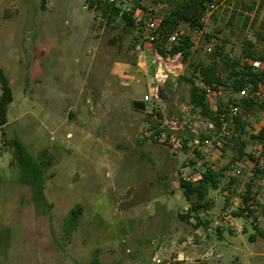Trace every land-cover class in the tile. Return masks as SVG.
<instances>
[{"label": "rangeland", "instance_id": "1", "mask_svg": "<svg viewBox=\"0 0 264 264\" xmlns=\"http://www.w3.org/2000/svg\"><path fill=\"white\" fill-rule=\"evenodd\" d=\"M241 1L251 14L240 9L229 23L235 2L225 0L207 24L214 47L220 39L232 56L248 39L264 51V0ZM132 35L81 0H0V69L13 92L0 127V264H203L188 249L181 263L168 252L195 225L211 227L208 250L223 253L220 264H264V219L219 238L214 215L227 206L216 191L211 212L199 209L201 225L195 213L182 220L193 202L178 175L193 151L175 154L150 133L206 116L189 104L186 84L154 107L144 102L154 71ZM207 44L205 36L194 43L197 61L209 60Z\"/></svg>", "mask_w": 264, "mask_h": 264}, {"label": "built area", "instance_id": "2", "mask_svg": "<svg viewBox=\"0 0 264 264\" xmlns=\"http://www.w3.org/2000/svg\"><path fill=\"white\" fill-rule=\"evenodd\" d=\"M81 1L85 10L100 15L106 23L107 19L103 17L102 9L107 14L113 9H119L121 16L124 14L133 16L135 29L132 39L140 52L139 60L146 61L149 58L154 71L151 92L144 95V102L154 107L166 97L171 98L175 93L174 84L184 73L182 72L184 68L177 64L175 58L170 56L163 58L158 55L153 46L154 41L160 37L166 4L156 0H149L141 5H136L134 0ZM222 1L210 2L202 18L203 26L189 30L188 34L195 45L207 34L206 20L218 9ZM187 32L182 25L178 26L163 38L161 48L170 52L174 45H179L185 40ZM213 49L214 44L208 43L207 52L211 53ZM250 64L258 71L264 69V61L252 60ZM197 84L206 91L214 118L198 117L192 125L175 120L166 121L160 129L150 133V137L175 154L184 153L187 147L193 151V158L178 175L180 184L181 182L197 184L208 173L220 176L222 193L229 201V206L220 210L215 216V226L222 230L228 227L232 232L240 233L244 225H238L235 219L239 218L245 222V225L252 226L260 225L264 219V83L255 87L248 82L237 94L230 96L225 94L222 85L217 86L215 90L200 78H197ZM242 101L251 102L252 106L245 105ZM183 112L187 114V108H184ZM238 122L247 124L258 138L250 151L235 157L229 150L223 149V142L238 135ZM186 131L191 132L190 137L185 136ZM208 203L214 206L215 201L211 200ZM188 211L184 212L188 213ZM168 261L171 263L169 259ZM168 261L160 257L153 259L154 264H170ZM172 261L186 262L187 256L181 252L173 257Z\"/></svg>", "mask_w": 264, "mask_h": 264}, {"label": "trees", "instance_id": "3", "mask_svg": "<svg viewBox=\"0 0 264 264\" xmlns=\"http://www.w3.org/2000/svg\"><path fill=\"white\" fill-rule=\"evenodd\" d=\"M149 0H134L136 5H141ZM166 4L163 21L160 27V37L154 41L155 52L163 58L168 56L175 58L177 64L185 67L186 73H183L177 78L175 84H186L189 87V104L193 110H200V113L210 119H213L212 112L209 107V100L206 91L199 88L197 78H200L206 84L211 85L215 90L217 86H224L226 95L237 94L246 83L251 82L255 87L260 83H264V69L256 70L251 64L252 60L264 61V51L259 52L256 49V44L252 39H248L242 46L241 54L232 56L230 52L226 51V45L223 41L216 42V46L210 54L209 60L197 61L194 57V41L191 37H186L179 45H174L170 52L161 48L162 40L165 36L172 32L180 25H185L186 30L194 27L203 26L202 18L205 14L207 6L213 0H156ZM218 1V0H217ZM234 1V8L232 10L229 23H234L238 16H244L240 9L246 10L251 14L253 7H248L241 0ZM102 15L107 19L109 25L113 27H121L126 33H132L135 29V20L131 14H119V9H113L110 14L102 9ZM214 20H217L215 14ZM250 15H246L245 27L250 21ZM126 20L127 23L123 25L120 21ZM213 39L210 33L205 35V40L209 43ZM264 39V37H262ZM264 50V49H263ZM189 71V72H188ZM0 84L2 93L0 96V127L8 122V108L13 101V92L8 78L0 69ZM174 84V87L176 86ZM245 105L252 106L251 102L242 101ZM162 110L158 109V113ZM238 135L232 139L223 142V149L226 151H233L235 157H240L246 153L247 139H246V125L238 122ZM211 136V135H210ZM214 136V135H212ZM205 137V136H203ZM17 152H23V145L15 143ZM21 158V155H20ZM219 175L215 173H208L204 179L197 184L182 183L181 186L185 189L187 198L193 202L192 209L186 215H180L182 220H189L191 214L195 213L198 218V224L201 219L198 217L201 206H207L204 202L209 194L211 187H218ZM33 183V182H32ZM71 212L70 215H72ZM201 225V224H200ZM259 231V230H258ZM264 234L262 231H259Z\"/></svg>", "mask_w": 264, "mask_h": 264}, {"label": "crops", "instance_id": "4", "mask_svg": "<svg viewBox=\"0 0 264 264\" xmlns=\"http://www.w3.org/2000/svg\"><path fill=\"white\" fill-rule=\"evenodd\" d=\"M224 1L225 0H223L222 1V3H220L221 5L224 3ZM212 15V14H211ZM210 15V16H211ZM210 16L207 18V20H206V27H207V24H208V22H209V19H210ZM182 28H185L186 29V26L185 25H183L182 24ZM258 117H259V113L256 115V118L258 119ZM246 125V131L248 130V131H250V140L251 141H253L254 142V145H255V143H256V139L258 138L257 136H255L252 132H253V130H251V128H249V127H247V124H245ZM246 139H247V146H246V149H248V148H250L251 147V144H249V138H248V136L246 137ZM230 154H232V155H234L235 153H233V151H231L230 150ZM191 159L193 158V157H190ZM191 159H189V160H191ZM188 163V162H187ZM219 182H218V186L220 185L221 186V182H220V177H219ZM233 183H235V181L233 182ZM217 189V187L215 188V187H211L210 188V190H209V194H208V196H207V198H206V200L204 201V202H207V209H208V213H210L211 212V209L213 208V207H215L216 206V204H217V198H210V192L211 191H216L217 193H218V196L222 199V202L223 203H226V206H229V201L227 200V199H225L224 198V195H223V193H222V188H221V191L220 192H218V190H216ZM243 190V189H242ZM211 200H213V201H215V204H214V206H210L209 205V201H211ZM192 206H193V203H190V206L187 208V209H185V210H189L188 211V213L190 212V210L192 209ZM223 209V208H222ZM221 209V210H222ZM188 213H186V214H188ZM216 215H214V217H215ZM192 218V217H191ZM262 223V222H261ZM196 224H198V223H196ZM248 224H246L245 226H243V231L242 232H240V233H244V231H245V229L247 228L246 226H247ZM242 226V225H241ZM249 226H252V225H249ZM228 230L231 234H237V233H234V232H232L230 229H228L227 227L226 228H224L223 230L222 229H220L219 227H217L216 228V234H217V236L219 237V238H221V239H223V237H224V233H225V230ZM263 230V229H262ZM262 230H260V231H262ZM263 232V231H262ZM239 233V234H240ZM264 233V232H263ZM212 234V229H211V227L209 228V229H206V231H204V233H203V229L200 227V226H198V225H195V227H194V230L192 231V234L191 235H189V236H186V237H183L182 238V241H181V243L179 244V246H178V248L177 249H179V251L178 252H176L177 250H173L172 248L170 249V247H168V252L172 255V256H176L178 253H181V252H183L182 251V249H188V252H189V255L190 256H193V258H201V259H204V260H201L200 262H202L203 264H220L221 262H222V259L224 258V256H223V253H221L220 251H218V254L216 255V253H215V251H213L214 249H215V246L214 245H212L211 246V248L212 249H210V250H208V245H207V242H209L210 241V239H212V237H213V235H211ZM262 236H264V234H261ZM251 240H255V238L253 237V236H251V238H250ZM205 245H207V246H205ZM184 253V252H183ZM209 257H213V259L210 261V260H208L207 258H209ZM187 261H188V257H187ZM189 261H192L190 258H189ZM211 262V263H210ZM179 263H181V262H179Z\"/></svg>", "mask_w": 264, "mask_h": 264}, {"label": "water", "instance_id": "5", "mask_svg": "<svg viewBox=\"0 0 264 264\" xmlns=\"http://www.w3.org/2000/svg\"><path fill=\"white\" fill-rule=\"evenodd\" d=\"M123 25H125L126 23H127V21L126 20H124V21H120Z\"/></svg>", "mask_w": 264, "mask_h": 264}]
</instances>
